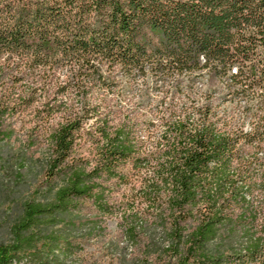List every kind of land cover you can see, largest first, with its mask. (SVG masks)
<instances>
[{"label":"trees","instance_id":"trees-1","mask_svg":"<svg viewBox=\"0 0 264 264\" xmlns=\"http://www.w3.org/2000/svg\"><path fill=\"white\" fill-rule=\"evenodd\" d=\"M21 133L53 197L0 264H62L85 212L137 264H264V0H0V145Z\"/></svg>","mask_w":264,"mask_h":264},{"label":"rangeland","instance_id":"rangeland-1","mask_svg":"<svg viewBox=\"0 0 264 264\" xmlns=\"http://www.w3.org/2000/svg\"><path fill=\"white\" fill-rule=\"evenodd\" d=\"M207 79L205 72L201 82ZM147 80L150 82L149 77ZM87 149L88 146L84 151ZM47 154L45 143L27 151V137L23 133L0 145V248L13 243V229L23 214L25 202L36 199L46 203L53 197L42 183ZM85 213L100 222L96 225L89 221L79 228L62 230L83 244L81 251L67 259L60 255L62 264H137L135 260L141 255L122 237L119 215L100 219L96 213ZM42 246L43 243L38 244L39 249Z\"/></svg>","mask_w":264,"mask_h":264}]
</instances>
